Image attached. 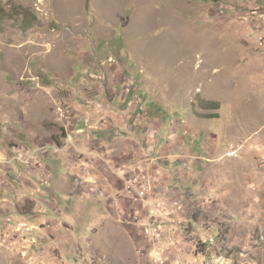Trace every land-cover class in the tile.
Listing matches in <instances>:
<instances>
[{
	"label": "rangeland",
	"instance_id": "obj_1",
	"mask_svg": "<svg viewBox=\"0 0 264 264\" xmlns=\"http://www.w3.org/2000/svg\"><path fill=\"white\" fill-rule=\"evenodd\" d=\"M0 15V264L148 260L142 226L119 218L130 198L77 146L86 123L122 121L106 114L125 92L148 114L136 152L157 184L154 166L181 177L164 264H264V0H0ZM218 170L253 180L217 190Z\"/></svg>",
	"mask_w": 264,
	"mask_h": 264
},
{
	"label": "crops",
	"instance_id": "obj_2",
	"mask_svg": "<svg viewBox=\"0 0 264 264\" xmlns=\"http://www.w3.org/2000/svg\"><path fill=\"white\" fill-rule=\"evenodd\" d=\"M110 100H113L112 103L108 104L111 112H108L106 115L112 118L113 115L116 117L122 111L125 114L120 123L118 122V117H116V121H109L108 125L99 127L98 129L90 128L86 123V126L80 127L76 131L78 132L76 134L85 133V135L81 134V140L77 146L80 149H86V151H81V153L88 156L87 158L85 157L84 160L86 169H96V165L100 164L104 169V172L102 173L105 175L100 177V180L105 182L106 190L108 192L111 194L117 193L118 195L121 194V192H124V189H122V182L119 178L121 174L125 172H136L141 174L149 181L151 187L153 188V196L158 204L159 211L161 213L166 211V214L172 215L171 212H174L172 206L180 204L182 199H184L185 202L182 190H179L176 186H174V180H179L181 178L180 175L175 171L173 175L174 178H171L168 170V163H165L166 169H163V167L156 168V166H154L153 169H156L159 172H161L159 168L163 171L165 170L167 172V176H169V179L166 178L167 180L165 183L161 184V182H159V184H157L159 177H157L156 180V175L154 174L155 170L151 171L149 168V165H151V163L155 160L149 158V153L145 149V146L142 147L143 145L140 148V152H136V140H138V137L140 136L143 139H147L150 135V131H148L149 128L147 127V121L149 122L148 114H141V118L143 120L139 117L140 113L138 110H144V108H141L143 103L139 104L140 101H138L136 97H131L127 92L121 93L119 96L111 95ZM114 101H117V104H114ZM136 112L137 114H135ZM141 120L146 123L143 126V129L146 128V130H138L139 126L137 125V121ZM136 131L140 132V134L136 133ZM99 148L101 150H99ZM80 149H78V151ZM99 159L101 161H99ZM206 160L209 159L206 158ZM209 161H215V159ZM204 167L202 171L200 170V173L205 171ZM213 168L214 165L211 166L212 172L214 170ZM216 173L217 175H215ZM216 173L214 174L213 179H216V185L218 186L217 190L225 189L227 187L231 188L242 179L247 181V185H249L253 180L249 176H246L244 172H241L242 177L235 175L233 172L222 174L220 173V170H218ZM89 178L96 179L95 177H87V179ZM106 181L108 183H106ZM168 184L170 186L173 185V187H169ZM192 193L194 192L192 191ZM204 241H209L208 243H211L209 239H204Z\"/></svg>",
	"mask_w": 264,
	"mask_h": 264
},
{
	"label": "built area",
	"instance_id": "obj_3",
	"mask_svg": "<svg viewBox=\"0 0 264 264\" xmlns=\"http://www.w3.org/2000/svg\"><path fill=\"white\" fill-rule=\"evenodd\" d=\"M23 154L14 156L20 162L27 163L28 158ZM124 189L123 193L130 198L131 208H120L119 218L128 217L135 224L142 226L143 241L148 246L149 258L144 264H164L165 256L170 249L179 244L180 228L182 221L180 216L166 215L161 213L158 204L153 196V188L149 181H139V173L125 172L119 176ZM175 212L179 213L182 208L181 204L174 206ZM127 214V215H126ZM137 255L141 251L137 249ZM205 264H210L205 261Z\"/></svg>",
	"mask_w": 264,
	"mask_h": 264
},
{
	"label": "trees",
	"instance_id": "obj_4",
	"mask_svg": "<svg viewBox=\"0 0 264 264\" xmlns=\"http://www.w3.org/2000/svg\"><path fill=\"white\" fill-rule=\"evenodd\" d=\"M19 14H21L20 26H22L24 29L30 28L34 23V20L37 18L36 15L28 9L22 10ZM1 18H3V20L10 19L9 15H0V19Z\"/></svg>",
	"mask_w": 264,
	"mask_h": 264
},
{
	"label": "bare ground",
	"instance_id": "obj_5",
	"mask_svg": "<svg viewBox=\"0 0 264 264\" xmlns=\"http://www.w3.org/2000/svg\"><path fill=\"white\" fill-rule=\"evenodd\" d=\"M139 181H142L141 177H139ZM141 235H142V237H143L142 229H141ZM212 240H214V238H213ZM177 245H178V244H177ZM176 247H177V246L173 247L172 249H170V251L173 250V249H175ZM138 250L141 251V256H145V257L149 258L148 246H146V244L140 246V247L138 248Z\"/></svg>",
	"mask_w": 264,
	"mask_h": 264
}]
</instances>
